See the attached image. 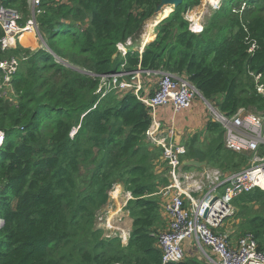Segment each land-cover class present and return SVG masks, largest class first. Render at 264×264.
<instances>
[{
    "label": "trees",
    "instance_id": "1",
    "mask_svg": "<svg viewBox=\"0 0 264 264\" xmlns=\"http://www.w3.org/2000/svg\"><path fill=\"white\" fill-rule=\"evenodd\" d=\"M1 1L25 17L27 0ZM160 1L42 0L37 22L49 51L0 50V60L21 58L11 81L15 103L0 96V264H162L157 197L169 179L154 170L161 150L144 139L152 113L131 93L101 98L102 76L164 70L185 77L221 114L264 115V97L254 84L255 75L264 85V0H223L198 34L185 13L200 0H182L165 11L141 53L128 51L121 59L118 46L141 35ZM204 130L210 139L197 151L203 161L223 172L249 165L246 154L225 149L220 124L209 119ZM200 135L183 143L184 159L194 157L190 150L199 148ZM258 155L264 157V145ZM114 184L131 195L126 246L103 239L96 226ZM261 205L259 189L238 195L233 218L239 234H252L264 253V208L253 210Z\"/></svg>",
    "mask_w": 264,
    "mask_h": 264
},
{
    "label": "built area",
    "instance_id": "2",
    "mask_svg": "<svg viewBox=\"0 0 264 264\" xmlns=\"http://www.w3.org/2000/svg\"><path fill=\"white\" fill-rule=\"evenodd\" d=\"M41 3L42 0H27V13L24 17L20 11L4 6L0 0L1 52L16 49L17 46L29 49L21 43L25 33L31 35L32 41L42 40L37 22L42 14ZM130 43L128 41L124 45L129 46ZM124 45L118 46L119 52H127ZM40 48L48 51L45 43ZM254 48L252 43L250 51ZM55 60L59 61L58 58ZM20 62L21 58L15 56L0 60L1 92L12 93V77ZM142 75L158 78L152 92L145 88ZM259 81L260 77L254 75L255 90L264 97V85ZM114 91L119 92L118 95H135L152 113V124L144 139L150 147L161 150V161L165 164L169 179L168 186L160 190L163 199H167L163 212L170 218L168 227L158 236L162 264L185 260L188 243L202 253L208 264H264V253L259 251L252 234L246 233L232 242L229 235L220 233L225 222L234 215L232 202L238 195L254 189L264 192V157L258 155L260 146L264 145V115L245 114L243 110L232 117L221 114L185 77L164 70L150 72L137 69L127 72L121 69L118 73L102 76L96 93L104 96L106 92ZM196 99L206 107L209 119L222 127L226 150L237 154H252L247 167L229 176L217 171L204 172L199 180H195L192 174L182 173V157L186 154V148L180 142L172 120L177 114L190 109ZM165 107L172 111L167 126L155 117V111ZM3 141L4 135L0 132V147ZM220 187L223 188L221 193ZM2 225L3 218L0 215V228Z\"/></svg>",
    "mask_w": 264,
    "mask_h": 264
},
{
    "label": "rangeland",
    "instance_id": "3",
    "mask_svg": "<svg viewBox=\"0 0 264 264\" xmlns=\"http://www.w3.org/2000/svg\"><path fill=\"white\" fill-rule=\"evenodd\" d=\"M222 3H223V0H200L197 7L191 8L189 10V13H187V14L185 13V17L188 19H192V21L196 27H203L204 25L206 26V24L209 22V20L213 17L214 13L220 9ZM232 8L233 7L231 5L230 9H232ZM171 10H173L172 7H171ZM153 19L155 20V18H153ZM153 19L146 22V24L142 30L141 35L139 37H137L136 40L132 41L130 43L131 45H129V46H127V44L124 45V47H126V49H127L126 50L127 52L123 53L121 51L119 52V50H118L117 55H119L121 57V59H124V57L126 56L128 51H139L140 47H141V42L144 39H148L149 37L152 38L149 41L154 39V37H155V26L158 23H154L152 29H149V27H148L152 21L154 22ZM42 37L44 38V35H42ZM29 42H30V44H29L30 47L28 46V44L26 45L29 48L28 50H35L37 48H40V46H43V44L45 43V41L43 39L40 40V42H39V40H35V39L33 41L30 40ZM23 46H25V45H23ZM48 51H49V49H48ZM142 51H143V49H142ZM63 64H64V62H63ZM114 92L117 96H120V95H118V94H120L119 92H117V91H114ZM108 93L109 92H106L104 94V96L107 95ZM11 94L12 93H9V92L3 93L0 91V96H3L8 102L15 103V101H16L15 97H13ZM104 96H101V98H103ZM182 112H184V111H182ZM156 113H159V110ZM207 113H208L207 116L210 117V114L208 111L206 112V114ZM249 114H256V113L255 112H249ZM159 117L162 118L163 114H160ZM76 132H77V129H75L73 131V134L70 137L72 138ZM200 137H202V135H200ZM209 139H210V137L207 136L206 138H203L200 141L197 140V142L199 143L197 145V147H199V148H195L193 150H190V152L194 156L192 158L193 162H196L197 164L205 163V165L201 166V167H196V166H191L189 164H184V165L182 164V169H181L182 173H191L194 175L195 180H199L200 174L206 168L210 169V170H211V168L218 169L217 167H214V166L210 165L209 163L203 161V158L197 153L198 150H201L203 147H205V145L207 144ZM247 156H248V162H249L252 159V154H249ZM160 160H161V157L159 159L155 160V168H156V166L159 167ZM182 160H183L182 161V163H183L184 161H186V158L184 159L182 157ZM192 160H189V161L192 162ZM161 166H165V165L161 164ZM218 170H220V169H218ZM155 171H156V169H155ZM161 172H163L166 175V170L161 171ZM156 173H157V171H156ZM221 174L224 175V173H221ZM117 186H116V184H114L112 187L113 190L112 189L110 190V193H113L111 195L112 200H109L104 205L102 210L97 213L96 226L98 229L103 231V237H102L103 239L107 240V239L118 238V239H121V242L123 243V244L121 243V245L126 246L125 244H126V239L129 235L128 232H129V228H130V222L127 219V212L125 211L124 207H125V202H127L131 197H130L129 193H125V191L122 189L121 185H119L118 188H117ZM121 190L123 192H121ZM157 198L159 200L161 199V197L159 195ZM110 201H112V203ZM232 208L234 209V215H236V213L238 212V209L233 205H232ZM263 208H264V205H261L259 207L255 206L253 208V210L255 211V213H257V212L263 213ZM234 215L226 221V224H225L224 228H222L220 233L229 235L230 239H232V241L235 242L241 235L239 234V231H238L240 222H239V220L233 218ZM233 232H234V236H231ZM192 253H193V255H195L194 252H192ZM195 257H197V256H195ZM201 261L203 262V260H201ZM206 264H208V263H206Z\"/></svg>",
    "mask_w": 264,
    "mask_h": 264
},
{
    "label": "crops",
    "instance_id": "4",
    "mask_svg": "<svg viewBox=\"0 0 264 264\" xmlns=\"http://www.w3.org/2000/svg\"><path fill=\"white\" fill-rule=\"evenodd\" d=\"M164 18V17H163ZM162 18V19H163ZM159 21H161V19L159 20ZM158 21V22H159ZM157 22V23H158ZM205 26V25H204ZM203 26V27H204ZM201 28V27H200ZM151 36V35H150ZM150 39H152V38H148V42H149V40ZM144 41V40H143ZM146 44V43H145ZM145 44H143L142 45V42H141V47H140V50L138 51L139 53L142 51V49H143V46L145 45ZM146 80L144 81V82H146L147 84H149L148 86H146L145 85V88L148 90V91H150V89L152 88V86H154V85H156V83H157V78H155V77H153V76H151V77H146L145 78ZM151 85V87L149 88V86ZM155 88H156V86H154ZM151 91H153V88H152V90ZM159 110V113H156L157 111ZM206 107L205 106H203V104L198 100V99H196V100H194V102L192 103V106L190 107V109H188V110H186V111H184V112H182V113H179V114H177L175 117H174V119L172 120V121H174L173 123H174V126H175V128H176V130H177V132H178V134H179V137H180V142L183 144L185 141H186V144L189 142V140H191L195 135H199V134H201L202 135V137H200V140L201 139H203V138H205V137H207L208 135H206V132H205V130H204V128H205V123L209 120V117L207 116L208 115V113L206 114ZM172 111H171V109L169 108V107H165V108H159V109H157L156 111H155V115H156V118H157V120H159V121H161L162 123H164V124H166L165 126H167L170 122V120H171V118H172ZM160 114H163V117L162 118H160L159 116H160ZM223 141H224V136H223ZM242 154H246V155H249V153H242ZM189 160H192V159H186V161H184L182 164L184 165V164H190L191 162L189 161ZM183 161V160H182ZM192 162H193V160H192ZM249 163H250V161H249ZM161 164H163V165H165L161 160H160V164H159V167L158 166H156V168H155V164H154V170L156 169V171H157V173H161V171H164L165 170V166H161ZM191 166H194V165H191ZM208 166V165H207ZM155 171V172H156ZM182 171V170H181ZM219 172L220 174L221 173H224V175H226V176H229L230 174H232V173H235V172H229V171H225V172H223V171H221V170H218V169H214V168H211V170L210 169H205V170H203V172L200 174V176L204 173V172H208V173H213V172ZM183 174H191V173H183ZM193 175V174H192ZM223 175V174H222ZM117 188H118V186H117ZM120 189V188H119ZM219 191H220V193L223 191V188H221L220 187V189H219ZM121 192H123L122 190H121ZM126 193V192H125ZM113 193H110V195H109V199L110 200H112L111 199V195H112ZM159 194H160V192H159ZM158 194V195H159ZM160 196V195H159ZM130 197H131V195H130ZM160 197H162V196H160ZM131 199V198H130ZM161 200V203H162V207L160 208V212H161V217H162V221H163V226L164 227H162V229H161V231H163V229L165 228H167L168 227V224L170 223V218H169V216L168 215H166L164 212H163V205H164V203L167 201V199H163V198H161L160 199ZM111 203H112V201H110ZM126 203L127 202H125V206H126ZM232 205H233V202H232ZM124 209H125V207H124ZM125 211H126V209H125ZM127 212V211H126ZM127 219L129 220V222H130V228H129V235H128V237H127V239H126V244L125 245H127V243H128V240H129V238H130V233H131V228H132V220L129 218V216H128V212H127ZM225 224H226V222H225ZM225 224H224V226H225ZM224 226H223V228H224ZM164 229V230H165ZM235 232V231H234ZM234 232L232 233V235L231 236H234ZM232 242H234V241H232ZM123 244V243H122ZM194 244V243H193ZM187 246V248H186V258H188V259H200V260H203L204 262H206V260H205V258L203 257V255H202V253L200 252V251H197V249L196 248H194L193 246H192V244H187L186 245ZM192 252H194V254L195 255H193V253ZM195 256H197V257H195ZM185 258V259H186ZM207 263V262H206Z\"/></svg>",
    "mask_w": 264,
    "mask_h": 264
},
{
    "label": "water",
    "instance_id": "5",
    "mask_svg": "<svg viewBox=\"0 0 264 264\" xmlns=\"http://www.w3.org/2000/svg\"><path fill=\"white\" fill-rule=\"evenodd\" d=\"M182 2V0H161L160 1V4L159 6L157 7V10L155 12L156 17H158L161 13L164 12V10L167 8V7H172V8H175L177 7L178 5H180ZM189 165H194L196 167H201V166H204L205 163H201V164H197L196 162H191ZM181 169H182V165H181Z\"/></svg>",
    "mask_w": 264,
    "mask_h": 264
},
{
    "label": "bare ground",
    "instance_id": "6",
    "mask_svg": "<svg viewBox=\"0 0 264 264\" xmlns=\"http://www.w3.org/2000/svg\"><path fill=\"white\" fill-rule=\"evenodd\" d=\"M167 9H168L169 11H171V7H167V8L164 10L163 13H161L158 17L155 18V20L153 19L154 22L152 21L151 24L148 26L149 29H152L154 23H157V22L163 17V15H164V13H165V11H166ZM30 40H32L30 34L25 33V34H23L22 37H21V43H22L23 45H27L28 42H29ZM115 194H116V193H115ZM160 196H162L161 193H160ZM113 197H114V196H113ZM161 198H163V196H162ZM159 235H160V234H159Z\"/></svg>",
    "mask_w": 264,
    "mask_h": 264
},
{
    "label": "clouds",
    "instance_id": "7",
    "mask_svg": "<svg viewBox=\"0 0 264 264\" xmlns=\"http://www.w3.org/2000/svg\"><path fill=\"white\" fill-rule=\"evenodd\" d=\"M189 13V12H188ZM186 18V17H185ZM188 21H189V29H190V31L191 32H193V33H200L202 30H203V28L204 27H196L195 25H194V23H193V21H192V19H188V18H186ZM190 21L192 22V24L190 23ZM190 25L192 26V28H190ZM144 47V46H143ZM155 117H156V115H155ZM77 129V128H76Z\"/></svg>",
    "mask_w": 264,
    "mask_h": 264
}]
</instances>
